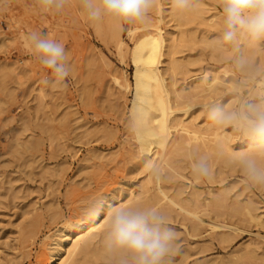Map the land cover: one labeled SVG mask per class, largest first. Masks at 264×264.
I'll return each instance as SVG.
<instances>
[{
    "label": "rangeland",
    "instance_id": "rangeland-1",
    "mask_svg": "<svg viewBox=\"0 0 264 264\" xmlns=\"http://www.w3.org/2000/svg\"><path fill=\"white\" fill-rule=\"evenodd\" d=\"M163 2L164 8H168L171 0ZM200 5L195 10L208 21L202 22L198 17L182 25L186 35L194 34L193 39L188 37L191 39L180 45L178 59L189 63L193 78L207 70L219 72L223 84L231 77L238 79L229 62L230 53L203 41L216 42L220 19L212 15L219 9L213 0H201ZM154 13H150L151 19ZM102 24L104 31L99 34L85 19L76 0H69L58 14L41 12L34 0H13L10 6L0 8V262L3 264H44L51 242L48 234L61 224L85 217L98 198L120 186L139 184L145 176L136 168V140L129 131L128 107L133 91L122 92L113 81V75L123 72L132 82L134 66L128 56L123 59L119 55L108 22ZM135 25L144 24L123 25L129 47L140 32L139 29L134 36H128ZM33 26L45 34L50 32L46 35L65 46L72 71L60 85L54 86L50 71L29 51L25 36ZM162 27L167 33L178 34L176 22L168 18ZM254 56L259 57L256 50ZM224 88L212 97L188 101L189 113L199 125L212 124L204 107L209 101L217 98L229 101ZM224 129L232 134L234 145L242 143L230 127ZM187 146L184 144L174 154L182 166L179 171L186 178L170 177L163 172V182L170 192L185 189L183 196H186L191 186L204 195L212 190L224 194L227 206L236 199L245 203L251 197L258 211H264V186L251 185L236 164L225 165L220 161L214 164L211 176L195 177ZM224 216L239 229L221 240L220 235L211 234L207 227L193 232L186 228L189 222L186 217L172 212L168 219L177 233L178 244L173 264H264V229L241 216L229 213ZM253 246L258 248L255 256L230 262Z\"/></svg>",
    "mask_w": 264,
    "mask_h": 264
},
{
    "label": "bare ground",
    "instance_id": "bare-ground-1",
    "mask_svg": "<svg viewBox=\"0 0 264 264\" xmlns=\"http://www.w3.org/2000/svg\"><path fill=\"white\" fill-rule=\"evenodd\" d=\"M169 3L168 8H164L163 0H157L152 10L155 12V17L152 19L150 17L149 22L143 26L135 25L129 30L128 36H134L140 29L132 47H129L125 41L123 26H116L111 22L107 24L119 55L123 59L128 56L134 66L132 82L123 72L113 75V81L122 92L133 91L131 106L128 107L129 118L132 115L137 92H146L148 96L150 128L147 133V147L144 148L134 137L138 159L136 168L142 170L145 176L139 184L120 186L103 196L106 201L105 212L99 217H90L88 212L80 220L61 224L48 234L47 237L51 242L48 244L49 256L44 264H104L103 230L107 206H118L132 201H139L146 206L160 207L167 216L176 211L189 220L186 228L200 232L202 228L207 227L211 234L220 235L221 240H226L227 235L239 229L237 224L224 216L225 213L241 216L244 220L254 222L264 229V211H258L251 197L245 203L241 204L236 199L232 205L227 206L224 194H215L214 191L208 190L204 195L195 186H191V191L183 196L186 193L185 189L177 188L174 192H170L169 187L163 182V176L157 181L148 170L149 163H157L162 165L163 172H167L168 176L177 175L186 178L179 171L182 166L174 158V154L187 144L189 156L195 151L199 155L209 157L211 163L209 176H211L214 164L219 161L225 165L234 164L230 161L232 151L247 148V142L234 145L232 134L224 128H217L213 124L199 125L196 118L189 113L191 109L189 100L195 97H212L222 87H225L224 89L229 93L227 99L235 100L232 90L237 79L231 77L226 84H223L224 80L219 72L210 73L207 70L202 72L201 76L193 78L195 74L190 73L189 63L177 57L180 45L191 39L194 34L186 35L182 25L198 17L202 22L208 20L206 16H201L197 9L178 12L173 10L171 2ZM212 16L218 18L219 12H215ZM167 18L176 22L178 34L164 31L162 24ZM94 28L99 34L104 31L103 24L95 25ZM32 30H35L34 26L30 28V31ZM208 40L203 39L207 44L217 45L216 42ZM255 50L259 55V63L264 65V51H261L260 46ZM180 74L183 75L181 79L178 78ZM183 104L186 105L182 106ZM134 186H137V189H134ZM223 208L227 211H223ZM257 250L258 248L254 246L248 247L244 253L234 256L235 258L230 262L236 263L243 257L255 256Z\"/></svg>",
    "mask_w": 264,
    "mask_h": 264
},
{
    "label": "clouds",
    "instance_id": "clouds-1",
    "mask_svg": "<svg viewBox=\"0 0 264 264\" xmlns=\"http://www.w3.org/2000/svg\"><path fill=\"white\" fill-rule=\"evenodd\" d=\"M13 0H0V8L8 7ZM69 0H34L44 13H61ZM201 0H171L173 10L184 12L200 6ZM157 0H78L85 19L93 26L111 22L146 24ZM219 9L220 30L217 47L230 53L229 62L238 79L232 90L233 101L214 99L204 107L208 120L217 128L230 127L247 142V148L232 151L230 161L243 172L245 181L253 186H264V65L254 56L260 46L264 51V0H213ZM30 53L49 70L55 85L70 76L72 67L63 43L50 38L40 30L25 36ZM150 128V110L146 92L138 91L129 131L147 147ZM191 171L196 177L209 175L210 159L192 153ZM148 170L159 181L163 167L149 163ZM103 197L89 208L90 217L105 212ZM104 264H173L178 252L177 233L170 226L164 210L132 201L118 206L108 205L103 230Z\"/></svg>",
    "mask_w": 264,
    "mask_h": 264
}]
</instances>
